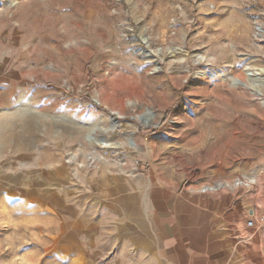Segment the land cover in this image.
Segmentation results:
<instances>
[{"label":"rangeland","instance_id":"374dc122","mask_svg":"<svg viewBox=\"0 0 264 264\" xmlns=\"http://www.w3.org/2000/svg\"><path fill=\"white\" fill-rule=\"evenodd\" d=\"M127 160L264 173V0H0V206Z\"/></svg>","mask_w":264,"mask_h":264},{"label":"crops","instance_id":"0c3cea01","mask_svg":"<svg viewBox=\"0 0 264 264\" xmlns=\"http://www.w3.org/2000/svg\"><path fill=\"white\" fill-rule=\"evenodd\" d=\"M113 162L94 161V177L60 165L43 175L57 190L30 189L19 193L25 205L0 206V264H264V227H248L252 214L264 217V173L238 188Z\"/></svg>","mask_w":264,"mask_h":264},{"label":"built area","instance_id":"2783aa9c","mask_svg":"<svg viewBox=\"0 0 264 264\" xmlns=\"http://www.w3.org/2000/svg\"><path fill=\"white\" fill-rule=\"evenodd\" d=\"M213 189H214L213 187H206L204 191H211ZM248 227H256L257 229L264 227V217L256 220L254 215L252 214V220L248 222Z\"/></svg>","mask_w":264,"mask_h":264},{"label":"water","instance_id":"95a60500","mask_svg":"<svg viewBox=\"0 0 264 264\" xmlns=\"http://www.w3.org/2000/svg\"><path fill=\"white\" fill-rule=\"evenodd\" d=\"M114 121L117 122L116 119H114Z\"/></svg>","mask_w":264,"mask_h":264}]
</instances>
